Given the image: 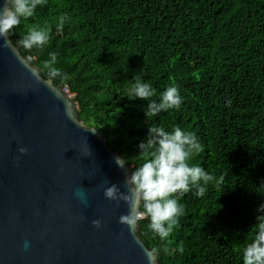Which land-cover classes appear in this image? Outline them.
<instances>
[{
    "label": "trees",
    "instance_id": "16d2710c",
    "mask_svg": "<svg viewBox=\"0 0 264 264\" xmlns=\"http://www.w3.org/2000/svg\"><path fill=\"white\" fill-rule=\"evenodd\" d=\"M34 26L51 37L40 51L18 43ZM9 39L45 79L49 53H57L55 66L70 79L54 83L68 87L83 121L131 171L148 158L139 144L150 126L195 132L203 151L190 164L215 180L203 197L195 188L180 197L184 212L167 241L147 217L138 235L159 249L161 264H243L264 214V0H46ZM137 75L157 102L179 86L181 107L147 118V101L132 91Z\"/></svg>",
    "mask_w": 264,
    "mask_h": 264
},
{
    "label": "water",
    "instance_id": "95a60500",
    "mask_svg": "<svg viewBox=\"0 0 264 264\" xmlns=\"http://www.w3.org/2000/svg\"><path fill=\"white\" fill-rule=\"evenodd\" d=\"M4 43L0 38V264H146L150 249L139 222L130 232L119 223L127 205L104 196L113 183L125 191L131 167L115 159H126L86 125L65 85L37 82L31 73L42 77V69ZM154 264H161L157 256Z\"/></svg>",
    "mask_w": 264,
    "mask_h": 264
},
{
    "label": "clouds",
    "instance_id": "9594fccd",
    "mask_svg": "<svg viewBox=\"0 0 264 264\" xmlns=\"http://www.w3.org/2000/svg\"><path fill=\"white\" fill-rule=\"evenodd\" d=\"M45 2L46 0L0 2V38L5 41L4 47H11V30L21 23V19L33 17L37 7ZM67 19L66 16L59 18L58 30H63ZM50 39L49 30L34 26L18 43L25 50L40 51L49 45ZM57 62V53H49V60L44 65L47 69L46 79H42L38 72L31 73L32 77L49 87L57 78L62 81L69 80V75L55 66ZM132 91L135 98L147 101V118L155 117L162 111L179 109L183 101L179 86H169L160 94L157 102L152 99L157 95L155 89L150 83L142 81L138 75L135 77ZM230 105L231 101L228 102V106ZM139 149L140 155H146L148 158L127 176L124 182L125 191H121L120 187L113 183L105 188L104 196L109 201H115L117 207L121 201L127 205L128 212L119 217V223L126 226L130 232L139 221L147 217L150 219L149 229L161 240L167 241L174 228L179 225V217L184 212V206L178 202L180 197L192 188L196 189L195 194L198 197H203L207 192L208 183L214 181L215 177L203 167L190 164L192 156L203 151V146L195 132L184 131L179 126H175L171 131H166L160 126H150L146 141L139 144ZM27 151V148L19 149L21 154H26ZM115 163L124 169L127 162L117 157ZM105 183L109 181L105 180ZM76 195L85 202L83 191L78 190ZM258 211L264 213V205H261ZM256 219L257 223L251 228L254 238L243 249V264H264V214L258 215ZM92 224L97 229L101 228L100 220H93ZM29 247L30 243L26 240L25 250ZM164 251L167 252L168 249L164 248ZM158 254V248L145 250L146 264H154Z\"/></svg>",
    "mask_w": 264,
    "mask_h": 264
},
{
    "label": "built area",
    "instance_id": "2783aa9c",
    "mask_svg": "<svg viewBox=\"0 0 264 264\" xmlns=\"http://www.w3.org/2000/svg\"><path fill=\"white\" fill-rule=\"evenodd\" d=\"M64 90H65L66 92H68V94H69L70 96H73L72 94L69 93V90H68V87H67V86H65Z\"/></svg>",
    "mask_w": 264,
    "mask_h": 264
}]
</instances>
